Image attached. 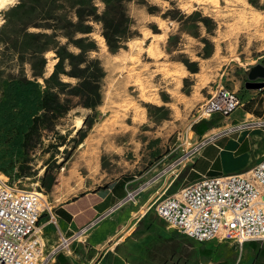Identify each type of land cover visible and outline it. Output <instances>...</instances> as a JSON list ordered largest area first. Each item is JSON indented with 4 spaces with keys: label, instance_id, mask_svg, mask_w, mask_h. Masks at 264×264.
<instances>
[{
    "label": "rangeland",
    "instance_id": "obj_1",
    "mask_svg": "<svg viewBox=\"0 0 264 264\" xmlns=\"http://www.w3.org/2000/svg\"><path fill=\"white\" fill-rule=\"evenodd\" d=\"M18 1L0 8V27ZM95 1L100 11L103 4ZM126 8L131 35L116 50L108 49L98 24L90 33L96 47L88 58H97L103 70L95 107L64 87L59 105L44 110L43 77L53 69L54 52L45 51L43 77L34 76L29 62L0 42V170L20 187L41 190L52 205L77 193L83 181L92 186L149 166L170 169L187 146L228 126L237 113L192 122L198 104L221 85L237 94L248 67L264 62V0H129ZM136 159L144 163L139 168ZM209 168L224 171L217 162ZM123 233L101 248L80 235L72 253L60 252L49 264H264V243L197 241L168 227L153 207Z\"/></svg>",
    "mask_w": 264,
    "mask_h": 264
},
{
    "label": "built area",
    "instance_id": "obj_2",
    "mask_svg": "<svg viewBox=\"0 0 264 264\" xmlns=\"http://www.w3.org/2000/svg\"><path fill=\"white\" fill-rule=\"evenodd\" d=\"M239 105L237 94L221 85L198 104L192 122L213 113L227 116ZM210 137L187 146L184 153H193ZM154 178L127 190L114 207L133 202ZM17 181L0 170V264H49L58 253H71L73 241L84 235L94 220L72 234H59L57 241L47 247L39 218L47 213L55 222L53 206L41 190L20 187ZM162 194L155 196L145 210L153 207L168 227L188 237L201 242L226 239L237 244L264 241V157L243 172L203 175L160 198Z\"/></svg>",
    "mask_w": 264,
    "mask_h": 264
},
{
    "label": "crops",
    "instance_id": "obj_3",
    "mask_svg": "<svg viewBox=\"0 0 264 264\" xmlns=\"http://www.w3.org/2000/svg\"><path fill=\"white\" fill-rule=\"evenodd\" d=\"M260 63L264 64V62ZM246 80L244 87L237 93L240 105L236 108L237 113L230 117L226 123L229 125L212 135H208L211 136L210 139L193 153L186 155L184 150L177 157L176 164L170 169L163 167L154 172L155 167L149 166L132 176L122 174L92 186L83 181V187L77 193L54 203L52 213L55 222L49 219L47 213H43L39 218L45 245L48 247L55 243L59 234H72L93 220L92 226L84 233L88 243L97 248L108 243L115 245L123 237V232L128 230L149 210H145L146 205L155 196L164 193L175 181L179 182L182 179L183 184H185L203 175L240 173L262 159L264 157V123L260 125L248 123L264 122V86L259 88L247 87L245 85ZM233 120L236 122L232 123ZM239 124H243L242 127L229 129L233 125ZM178 145L182 144L179 143ZM224 157H228L231 160L230 163H225ZM139 160H134V163L138 164L137 168H139V164H144L142 160ZM199 161L207 162L204 169L196 168L195 164ZM214 162H217L218 169H222L223 166L224 171L209 173L211 171L209 167ZM155 175L157 176L153 181L136 196L133 202L114 207L127 190L153 178ZM182 185L179 184L178 188ZM142 208L143 212L139 214ZM255 242L261 241H246L244 243L254 244Z\"/></svg>",
    "mask_w": 264,
    "mask_h": 264
},
{
    "label": "trees",
    "instance_id": "obj_4",
    "mask_svg": "<svg viewBox=\"0 0 264 264\" xmlns=\"http://www.w3.org/2000/svg\"><path fill=\"white\" fill-rule=\"evenodd\" d=\"M100 1L103 4L100 11L95 0H19L6 11L5 22L0 27V42L14 51L19 61L29 62L32 75L43 77L45 51L54 52L53 69L43 77L45 90L40 103L44 110L50 111L59 105L58 93L64 87L83 99L81 103L85 106L95 107L99 103L103 70L97 58L89 59L87 55L96 47L90 35L93 25H99L100 35L111 51L131 35V18L126 8L129 0ZM69 45L78 51L69 50ZM60 74L75 77L77 81L70 85ZM37 120L38 116H33L30 127Z\"/></svg>",
    "mask_w": 264,
    "mask_h": 264
},
{
    "label": "water",
    "instance_id": "obj_5",
    "mask_svg": "<svg viewBox=\"0 0 264 264\" xmlns=\"http://www.w3.org/2000/svg\"><path fill=\"white\" fill-rule=\"evenodd\" d=\"M245 85L252 88L264 86V64L258 62L249 66Z\"/></svg>",
    "mask_w": 264,
    "mask_h": 264
},
{
    "label": "bare ground",
    "instance_id": "obj_6",
    "mask_svg": "<svg viewBox=\"0 0 264 264\" xmlns=\"http://www.w3.org/2000/svg\"><path fill=\"white\" fill-rule=\"evenodd\" d=\"M13 0H0V8L3 7L6 3H11ZM80 123H81V120L78 119L76 125H77V128L80 126Z\"/></svg>",
    "mask_w": 264,
    "mask_h": 264
},
{
    "label": "snow or ice",
    "instance_id": "obj_7",
    "mask_svg": "<svg viewBox=\"0 0 264 264\" xmlns=\"http://www.w3.org/2000/svg\"><path fill=\"white\" fill-rule=\"evenodd\" d=\"M0 6H2V5H0Z\"/></svg>",
    "mask_w": 264,
    "mask_h": 264
}]
</instances>
